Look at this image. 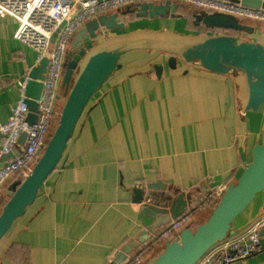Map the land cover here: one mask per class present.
Returning <instances> with one entry per match:
<instances>
[{"label":"crops","instance_id":"1","mask_svg":"<svg viewBox=\"0 0 264 264\" xmlns=\"http://www.w3.org/2000/svg\"><path fill=\"white\" fill-rule=\"evenodd\" d=\"M237 1L264 8V0ZM178 3L181 18L128 14L119 20L133 29L158 25V30H174L177 21L189 27L187 21L194 23L195 13L202 10L192 5L188 12L186 3ZM243 23L252 31H241L240 38L264 44V22ZM17 28L15 18L0 16V122L8 120L20 97L19 80L37 65V51L15 37ZM101 31L105 35L86 41L87 47L117 34ZM69 56L79 59L72 41L65 64ZM121 57L91 96L58 166L0 239V264H116L128 246L126 259L145 250V264H151L166 242L158 241L153 229L158 232L164 225L153 228L155 220L142 213L140 190L144 200L152 195L149 204L160 207L173 203L165 192L186 193L191 203H198L213 188L236 182L253 160L256 143H264V120L257 117L251 123L249 111L241 116L231 74L193 65L173 70L163 52L134 50ZM156 65L163 66L160 78ZM6 160L1 156L0 165ZM15 182L5 184L0 201ZM214 206L200 209L185 227L196 228ZM263 215L264 190L234 219L227 236H237ZM234 264H264V246Z\"/></svg>","mask_w":264,"mask_h":264},{"label":"water","instance_id":"2","mask_svg":"<svg viewBox=\"0 0 264 264\" xmlns=\"http://www.w3.org/2000/svg\"><path fill=\"white\" fill-rule=\"evenodd\" d=\"M178 2L143 3L139 6H128L121 13L101 14L85 23L72 40V48L77 51L80 59L67 62L60 92L64 90L59 120L32 171L21 182L10 187L11 193L0 209V239L8 232L14 221L22 216L28 205L36 199L40 188L48 176L58 166L65 147L72 136L91 96L114 73L119 66L120 57L132 50H156L171 54L170 63L176 66L177 58L184 62H193L210 71L221 74H232L238 88L237 98L240 102L242 115L248 111L264 113V44L250 39H240L224 32L217 34H187L169 29L153 30L138 28L128 33L116 34L104 38L86 47V41L98 37L102 29L118 30L126 26L120 15L135 14L138 18L156 16L181 17L177 13ZM195 25L203 23L207 27L224 30L251 32L252 28L236 17L224 13H208L200 11L194 15ZM63 22L54 33L55 40ZM49 59L41 62L30 70V80L26 84V102L30 114L28 120L35 123L38 118V103L43 90V80L47 72ZM163 66H156V74H162ZM264 138V123L262 126ZM26 134L19 139L24 144ZM19 153L14 152L2 156V160L13 158ZM153 186H151L152 188ZM264 190V143H256L253 149V160L249 162L236 182L225 186L220 201L213 207L208 218L196 228L190 226L180 231L179 239L165 242L164 250L151 264H195L198 259L215 243L223 240L229 233L234 219L252 203L257 193ZM137 202L142 203V213L155 220L154 226H165L173 219L181 216L191 204V195L180 193L177 196L165 192L173 199L172 205L160 207L144 203V195L140 190ZM176 197V198H175ZM154 233L157 230L153 229ZM264 234V230L261 232ZM264 246V239L261 242ZM131 247L124 250V257L117 259L121 264L126 259Z\"/></svg>","mask_w":264,"mask_h":264},{"label":"built area","instance_id":"3","mask_svg":"<svg viewBox=\"0 0 264 264\" xmlns=\"http://www.w3.org/2000/svg\"><path fill=\"white\" fill-rule=\"evenodd\" d=\"M188 3L208 13H224L236 18L264 22V8L244 5L237 0H0V16H11L18 21L15 37L30 45L37 51L36 62L45 57L49 59L43 82V90L38 103V118L35 123L28 120L29 105L26 102V84L30 80V71L19 80L20 97L12 106L6 122H0L1 148L0 157L14 152L0 165V194L10 179L24 180L38 161L40 150L47 145L60 117V84L64 74L65 57L68 46L75 33L87 21L101 14L118 12L128 6L143 3ZM56 38L54 33L63 23ZM101 36L105 35L100 31ZM63 100V97H62ZM25 133L23 145L19 139ZM226 185L215 187L198 203H191L177 219H173L162 230L156 232L157 240H173L175 235L191 223L194 214L210 204H217ZM154 202L152 195L144 203ZM264 230V215L255 220L244 231L234 237L226 236L212 245L195 264H234L246 259L262 249L261 233ZM179 239V237H177ZM146 251L137 252L121 264H145Z\"/></svg>","mask_w":264,"mask_h":264},{"label":"rangeland","instance_id":"4","mask_svg":"<svg viewBox=\"0 0 264 264\" xmlns=\"http://www.w3.org/2000/svg\"><path fill=\"white\" fill-rule=\"evenodd\" d=\"M184 6H186V7H184V8H188V9H186L188 12H192L193 10H194V8L191 6V5H189L188 3H186V4H184ZM188 6V7H187ZM186 10H184L185 12H186ZM162 16H166V15H162ZM177 18H181V17H177ZM176 18V19H177ZM238 20H240V18H237ZM241 22H244V21H250V20H248V19H241L240 20ZM187 23H189V27L188 26H186L185 24H184V22L183 21H177V26L175 27V28H173L174 30H172V31H176L177 30V32L178 31H181V33H183V32H185V33H196L197 31L195 30V28L193 27L194 26V24H193V21L190 19V20H188L187 21ZM154 27L156 28V29H153V30H158V28L160 27H158V25H154ZM192 27V28H191ZM134 28V26H130V25H128V26H126V27H124V28H121V29H118V30H111V32L112 33H117V34H123V33H128V32H130V31H132V30H135V29H133ZM136 29H138V28H136ZM142 29H147V28H142ZM167 29V28H166ZM231 32H235V31H231ZM196 34H198V33H196ZM105 37H107V36H105ZM148 51V52H158L159 53V51H156V50H145V49H138V50H135V51H137V52H143V51ZM133 52H134V50H132ZM131 51V52H132ZM125 54H123L122 55V57L124 56ZM167 55H169V57L167 56ZM165 56H166V61H167V65H168V67L170 68V69H173V70H175V69H178V68H180V66H182V65H184V66H192L193 65V67H195V68H201L202 66H200V65H198V64H196V63H193V62H184V61H182L180 58H177V61H176V66H172V64L170 63V58H171V54H168V53H165ZM121 57V58H122ZM124 58V57H123ZM69 60H72V56H69ZM157 66V65H156ZM155 66V67H156ZM162 66V65H161ZM181 70V69H180ZM179 70V71H180ZM188 71V69H185L184 70V73L185 72H187ZM225 75H228L229 76V74H225ZM159 78L162 76V74L161 75H157ZM231 77H233V75L231 74L230 75ZM102 86V85H101ZM101 86L99 87V89L101 88ZM98 89V90H99ZM97 90V91H98ZM96 91V92H97ZM95 92V93H96ZM94 93V94H95ZM92 99V98H91ZM91 99L89 100V102H88V104H87V106H89V104H90V102H91ZM63 101H64V98H63V100H62V103H63ZM62 103H61V105H60V108L62 107ZM86 106V107H87ZM86 109V108H85ZM250 112V114L248 115V119H250V121H251V123H252V121L255 123V118H257V117H260L261 118V120H264V114L263 115H261L260 114V112L259 111H249ZM253 114V115H252ZM242 117H244V116H246V115H241ZM250 123V124H251ZM248 125H249V123H248ZM210 211H212V208H211V210H209V212ZM205 220V219H204ZM178 237H179V235H178ZM165 248V247H164ZM164 248H162V251L164 250Z\"/></svg>","mask_w":264,"mask_h":264},{"label":"trees","instance_id":"5","mask_svg":"<svg viewBox=\"0 0 264 264\" xmlns=\"http://www.w3.org/2000/svg\"><path fill=\"white\" fill-rule=\"evenodd\" d=\"M192 6V5H191ZM179 7H180V4H179ZM188 7V6H187ZM195 13V12H194ZM194 24V23H193ZM195 28V30L197 31L196 33L198 34H217V33H221V32H224V33H227V34H232V35H235L237 36L238 38H240V32L241 31H237V30H224V29H221V28H217V27H207L206 25H204L203 23L199 24V25H195L193 26ZM192 28V27H191ZM231 31H235V32H231ZM240 39H243V38H240ZM71 45V42L68 46V50H69V47ZM68 53V52H67ZM80 59V56L78 57ZM67 67V62L66 64L64 65V71ZM61 94L64 97V90L62 89L61 90ZM263 110V107L259 110V111H262ZM22 180H19L17 182H21ZM8 197L6 198H2L1 201H0V209L2 208V206L4 205V203L6 202Z\"/></svg>","mask_w":264,"mask_h":264},{"label":"flooded vegetation","instance_id":"6","mask_svg":"<svg viewBox=\"0 0 264 264\" xmlns=\"http://www.w3.org/2000/svg\"><path fill=\"white\" fill-rule=\"evenodd\" d=\"M87 47V46H86ZM79 56V55H78ZM263 112V111H262Z\"/></svg>","mask_w":264,"mask_h":264}]
</instances>
